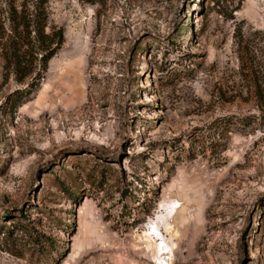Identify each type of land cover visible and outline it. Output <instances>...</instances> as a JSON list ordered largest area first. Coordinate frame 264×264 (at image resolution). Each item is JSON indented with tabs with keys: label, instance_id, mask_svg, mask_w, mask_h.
<instances>
[{
	"label": "rangeland",
	"instance_id": "374dc122",
	"mask_svg": "<svg viewBox=\"0 0 264 264\" xmlns=\"http://www.w3.org/2000/svg\"><path fill=\"white\" fill-rule=\"evenodd\" d=\"M0 264H264V0H0Z\"/></svg>",
	"mask_w": 264,
	"mask_h": 264
},
{
	"label": "trees",
	"instance_id": "16d2710c",
	"mask_svg": "<svg viewBox=\"0 0 264 264\" xmlns=\"http://www.w3.org/2000/svg\"><path fill=\"white\" fill-rule=\"evenodd\" d=\"M86 2H91L93 0H85ZM39 15H36L35 19V25L33 28L34 33V44H36L39 51L42 52L41 59H40V69L42 72H45L47 69V65L49 61L56 55V53L61 49L63 43H64V33L61 29L58 31L53 32L50 35H47L45 33L44 24L41 23L39 19ZM14 69L15 72L19 71V73H22L20 70L21 63L15 62L14 63ZM40 77L37 78L39 80Z\"/></svg>",
	"mask_w": 264,
	"mask_h": 264
},
{
	"label": "bare ground",
	"instance_id": "6f19581e",
	"mask_svg": "<svg viewBox=\"0 0 264 264\" xmlns=\"http://www.w3.org/2000/svg\"><path fill=\"white\" fill-rule=\"evenodd\" d=\"M159 213L162 215H159ZM157 214L158 216L151 222V227L148 228L150 232H146L144 234V238L145 241H149L154 244L153 260L156 259L157 261H160V257L164 254L170 255L172 250L168 241L164 238L165 234L170 235V227L166 225V219L172 215V212H167V210L162 206L157 209ZM170 260H172V255H170Z\"/></svg>",
	"mask_w": 264,
	"mask_h": 264
}]
</instances>
